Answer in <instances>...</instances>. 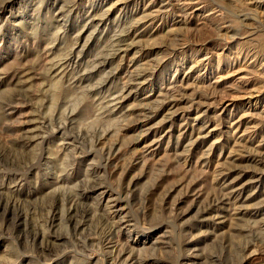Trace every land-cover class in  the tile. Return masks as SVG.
<instances>
[{"label":"rangeland","instance_id":"374dc122","mask_svg":"<svg viewBox=\"0 0 264 264\" xmlns=\"http://www.w3.org/2000/svg\"><path fill=\"white\" fill-rule=\"evenodd\" d=\"M263 1L0 0V264H264Z\"/></svg>","mask_w":264,"mask_h":264},{"label":"bare ground","instance_id":"6f19581e","mask_svg":"<svg viewBox=\"0 0 264 264\" xmlns=\"http://www.w3.org/2000/svg\"><path fill=\"white\" fill-rule=\"evenodd\" d=\"M260 1H261V0H260ZM256 4H257V3H256ZM110 9H111V8H110ZM110 9H109V11H110ZM260 9H264V1L261 3V5H260ZM109 11H107V12H109ZM109 13H110V12H109ZM141 14H142V13H141ZM93 16H94V15H93ZM151 19H152V18H151ZM154 19H155V18H154ZM133 21H134V20H133ZM151 24H152V23H151ZM147 26H148V25H147ZM171 28H172V27H171ZM230 38H231V37H230ZM202 61H203V60H202ZM202 61H201L200 59H198V56L196 57V64H200ZM194 63H195V62H194ZM197 66H198V65H197ZM197 66H196V67H197ZM249 66H250V65H249ZM251 66H252V65H251ZM241 67H242V66L237 67L236 70H232V69H231V73H235V72L238 73L237 71L242 70ZM244 68H245V67H244ZM190 69H191V68H190ZM190 69H189V70H190ZM229 74H230V73H229ZM229 74H228V75H229ZM221 76H222V75H221ZM219 77H220V76H219ZM238 80H239V79H238ZM139 86H140V85H139ZM240 88H241V87H240ZM240 90H241V89H240ZM250 102H251V101H250ZM248 104H249V106H250L251 103H248ZM254 104H256V103H254ZM249 106H248V110L250 109ZM162 110H163V109H162ZM230 124H231V123H230ZM231 127H232V126H231ZM153 136H154V135H153ZM193 136H194V135H193ZM190 141H191V140H190ZM188 142H189V141H188Z\"/></svg>","mask_w":264,"mask_h":264}]
</instances>
